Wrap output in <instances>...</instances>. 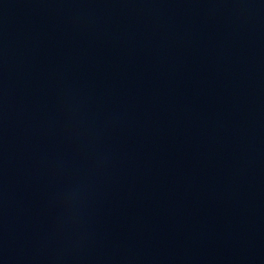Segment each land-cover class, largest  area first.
I'll use <instances>...</instances> for the list:
<instances>
[{"label":"water","instance_id":"95a60500","mask_svg":"<svg viewBox=\"0 0 264 264\" xmlns=\"http://www.w3.org/2000/svg\"><path fill=\"white\" fill-rule=\"evenodd\" d=\"M0 264H264V0H0Z\"/></svg>","mask_w":264,"mask_h":264}]
</instances>
